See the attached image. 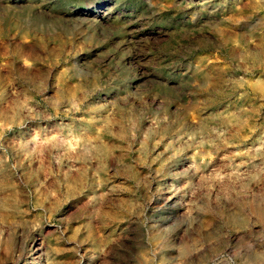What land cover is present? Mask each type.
Listing matches in <instances>:
<instances>
[{
  "label": "rangeland",
  "instance_id": "rangeland-1",
  "mask_svg": "<svg viewBox=\"0 0 264 264\" xmlns=\"http://www.w3.org/2000/svg\"><path fill=\"white\" fill-rule=\"evenodd\" d=\"M0 264H264V0H0Z\"/></svg>",
  "mask_w": 264,
  "mask_h": 264
}]
</instances>
